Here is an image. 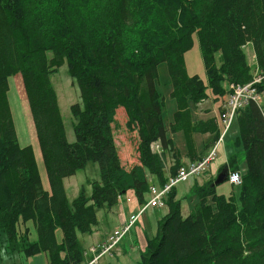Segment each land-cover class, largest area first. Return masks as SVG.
<instances>
[{
	"label": "trees",
	"instance_id": "trees-1",
	"mask_svg": "<svg viewBox=\"0 0 264 264\" xmlns=\"http://www.w3.org/2000/svg\"><path fill=\"white\" fill-rule=\"evenodd\" d=\"M196 34L207 86L189 76L184 53ZM254 55L256 84L264 94V0H0V235L8 252L25 257L47 253L49 264H81L77 234L91 233L96 209L115 207L132 191L139 205L150 184L162 186L182 166L169 130H183L188 157L200 160L194 133L219 136L215 118L192 121L189 102L223 97L229 85L253 78L245 47ZM51 53V56H48ZM220 54L217 64L215 54ZM67 64L79 90L69 106L74 141L68 142L51 75ZM165 63L177 110L167 129L164 99L155 87ZM20 74L35 129L48 188L31 145L21 146L7 100L8 78ZM222 82L228 85L227 90ZM136 131L138 164H121L114 136L116 112ZM236 145L245 166L239 171L238 200L215 192L216 175L195 185L198 201L187 216L174 187L164 199L167 212L146 237L139 264H264V107L249 101L237 109ZM158 143L160 150L151 148ZM212 143V144H213ZM173 165L166 170V154ZM89 161L99 167L91 193L81 189L69 202L64 178ZM221 168L218 169L217 173ZM216 173V174H217ZM149 177V179H148ZM31 221L36 238L21 224ZM61 231L58 241L55 231Z\"/></svg>",
	"mask_w": 264,
	"mask_h": 264
},
{
	"label": "rangeland",
	"instance_id": "rangeland-1",
	"mask_svg": "<svg viewBox=\"0 0 264 264\" xmlns=\"http://www.w3.org/2000/svg\"><path fill=\"white\" fill-rule=\"evenodd\" d=\"M245 51L248 55L249 62L254 65V55L250 46L245 47ZM51 56V53H48ZM217 64L220 62V54H215ZM185 68L189 76L197 75L202 82L207 86V76L203 67V62L199 50V43L196 34H193V45L184 53ZM253 67V76L258 72ZM158 77L155 81V87L164 99V106L162 108V119L164 126L168 129L170 124L174 122V112L177 110L176 101L170 95L171 84L170 78L165 63H160L157 66ZM51 81L55 89L57 104L59 107L60 115L63 121L65 134L68 142L74 141V132L72 124L74 118L70 113L69 106L79 101L78 87L67 71V64L63 63L58 70L51 75ZM223 86L227 90L228 85L226 82H222ZM8 92L7 100L11 111L12 121L14 124L15 132L18 138V142L21 146L31 145L35 154L36 163L39 168L41 178L45 179V187H48L44 167L41 160V154L39 151L34 125L31 119L28 103L26 100L24 88L20 74H15L8 78ZM207 97L200 102H189L190 115L192 116V122L198 119H207L210 117L218 118L221 104L226 100L227 93L223 97L216 98L206 88ZM223 101V102H222ZM259 104L264 107V94H260ZM116 126L114 127L115 142L117 145L118 154L121 160V164L126 168H130L135 164H138V152H137V136L136 131H130L126 127L127 116L122 109H118L116 112ZM232 122V125L227 129L224 135L223 141L217 148L216 155L206 170L198 175H191L186 180L178 182L174 186L175 199L179 201L181 207L182 216H187L198 201V196L195 192V185L202 184L210 178L209 168L213 169L212 175L216 174L218 169L222 170L227 164V159L232 155L235 156V162L237 165L245 166V158L242 147L236 145V139L238 136V124ZM219 131L223 130V125L217 122ZM169 136L172 138L175 147L177 148L182 164L186 165L189 162L188 147L186 142V136L183 130H177L171 132L169 130ZM193 141L198 154L207 155L212 147L213 134L207 133H194ZM153 150H160L158 143L151 145ZM166 170L173 165L174 160L171 154H166ZM99 167L96 162L89 161L83 169L78 170L74 175L64 178L63 184L65 188V194L69 202H71L81 191L82 187L87 195L91 193V183L99 178ZM218 174V173H217ZM149 179V177H148ZM150 180V179H149ZM215 192L218 195L225 197L233 196L235 201L238 200V189L236 186L233 188L228 182H222L214 184ZM132 195H125L121 197L118 204L112 209L107 208L96 209L97 224L93 228L91 233L77 234L80 247L85 251L91 242L97 240L100 236L107 233L112 226L117 223V212L115 211L117 206L123 205L127 198L131 200ZM139 204H137V209ZM167 212V207H148L141 215L142 221H138V225H134V228L130 230L126 235L122 237L120 242L113 249V252L117 253L103 255L97 260V264H139L140 251L144 249L146 237L152 236L156 231V222L158 217L164 215ZM3 235H0V250L3 251V244L1 240ZM8 254V253H6ZM14 257V258H13ZM17 255L9 254L4 258L3 254H0V264H24L19 263ZM15 261V262H13ZM13 262V263H12Z\"/></svg>",
	"mask_w": 264,
	"mask_h": 264
},
{
	"label": "built area",
	"instance_id": "built-area-1",
	"mask_svg": "<svg viewBox=\"0 0 264 264\" xmlns=\"http://www.w3.org/2000/svg\"><path fill=\"white\" fill-rule=\"evenodd\" d=\"M261 79L262 77L256 74L250 82L229 85L230 93L218 117V122H221L224 127L209 153L200 160H193L187 165L180 166L174 175L168 176L167 181L162 186L150 184L147 191L148 197L146 203L140 205L137 212L130 214L128 219L114 229L102 243L89 247L88 253L92 254V257L84 260L81 264H97V260L100 257L112 254L113 249L120 242L122 237L140 220L142 213L148 207H163L165 205L164 199L172 187L178 182L186 180L191 175H198L211 164L216 155L217 147L223 141L224 134L230 127L237 109L249 101L259 103L261 93L257 91L256 84L259 83ZM240 182L241 176L238 171H233L228 174V183L237 185L240 184ZM127 200L129 199L127 198Z\"/></svg>",
	"mask_w": 264,
	"mask_h": 264
},
{
	"label": "crops",
	"instance_id": "crops-1",
	"mask_svg": "<svg viewBox=\"0 0 264 264\" xmlns=\"http://www.w3.org/2000/svg\"><path fill=\"white\" fill-rule=\"evenodd\" d=\"M231 125H232V123H231ZM230 125V126H231ZM227 132V131H226ZM226 134V133H225ZM224 134V135H225ZM224 138V137H223ZM210 167V166H209ZM243 167H244V165H241L239 168L240 169H243ZM209 174H210V177H212V176H214V175H216V174H213L212 175V171H213V169H210L209 168ZM41 180H42V184H43V186H44V188L45 189H47L45 186V179L43 178H41ZM126 195L128 196V195H132L133 197L131 198V200L130 201H124V204L123 205H119V206H117L118 208H116L115 209V211L114 212H112L111 214H113V213H116L117 212V223H116V225H114V226H112V228L107 232V233H105L103 236H100L97 240H95L94 242H91L88 246L90 247V246H92V245H97V244H100V243H102L105 239H106V237L115 229V228H117L121 223H123L124 221H126L127 219H128V217H129V215L130 214H132L133 212H135L136 211V209H137V200H136V198L134 197V195H133V193H132V191H128L127 193H126ZM140 221H142V219H140ZM135 225H138V224H135ZM25 228H28L29 229V234H28V236H29V239L30 240H34L35 238H36V234H35V230H34V228H33V225H32V222L31 221H27L26 223H24V224H21V226H20V229L21 230H23V229H25ZM132 228H134V226H132L131 228H130V230H132ZM129 230V231H130ZM128 231V232H129ZM55 235H56V238H57V240L58 241H61V238H62V235H61V231L59 230V229H57L56 231H55ZM88 247V248H89ZM3 248H4V245H3ZM87 248V249H88ZM86 249V250H87ZM6 253H8V254H6ZM0 254H3V256H4V258L6 259V256L7 255H13V254H16L17 255V260H18V262L19 263H24V261L23 260H25V263L24 264H49V260H48V255H47V253H39V254H36V255H33V256H30V257H25L22 253H20V252H8V250H6L5 248L3 249V251H1L0 250ZM89 255V254H88ZM113 255L114 256H116L117 255V253L115 252V250H114V253H113ZM90 256V255H89ZM14 258V257H13ZM1 259V258H0ZM13 262H15V261H13ZM12 262V263H13Z\"/></svg>",
	"mask_w": 264,
	"mask_h": 264
},
{
	"label": "water",
	"instance_id": "water-1",
	"mask_svg": "<svg viewBox=\"0 0 264 264\" xmlns=\"http://www.w3.org/2000/svg\"><path fill=\"white\" fill-rule=\"evenodd\" d=\"M228 171H229V168L226 165L222 170H220L218 172L215 180L211 183V186H214V184H219V183L225 182L227 179Z\"/></svg>",
	"mask_w": 264,
	"mask_h": 264
},
{
	"label": "bare ground",
	"instance_id": "bare-ground-1",
	"mask_svg": "<svg viewBox=\"0 0 264 264\" xmlns=\"http://www.w3.org/2000/svg\"><path fill=\"white\" fill-rule=\"evenodd\" d=\"M57 71V70H56Z\"/></svg>",
	"mask_w": 264,
	"mask_h": 264
}]
</instances>
